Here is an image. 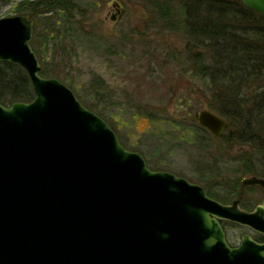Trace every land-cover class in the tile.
Segmentation results:
<instances>
[{
    "label": "water",
    "instance_id": "obj_1",
    "mask_svg": "<svg viewBox=\"0 0 264 264\" xmlns=\"http://www.w3.org/2000/svg\"><path fill=\"white\" fill-rule=\"evenodd\" d=\"M242 2L264 16V0ZM33 25L29 15L0 19V62L20 66L34 92L0 104V264H264V242L242 236L231 247L219 224L264 237V202L250 212L223 206L148 169L69 88L40 76ZM196 120L216 138L227 127L208 110ZM242 185L264 188V179Z\"/></svg>",
    "mask_w": 264,
    "mask_h": 264
},
{
    "label": "rangeland",
    "instance_id": "obj_2",
    "mask_svg": "<svg viewBox=\"0 0 264 264\" xmlns=\"http://www.w3.org/2000/svg\"><path fill=\"white\" fill-rule=\"evenodd\" d=\"M22 1L36 0H0V19L33 18L29 44L43 65L56 72L51 78L81 104H92L93 113L107 122L125 149L143 157L148 169L203 186L223 202L251 196L240 207L254 208L264 198L259 187L241 185L251 177L243 172V152L264 173L260 146L238 151L202 130L196 120L200 110L220 116L207 107L209 85L188 71L184 37L151 22L142 0H78L81 11L69 22L55 13L17 14L15 7ZM226 229L235 244L242 234L249 235L240 228Z\"/></svg>",
    "mask_w": 264,
    "mask_h": 264
},
{
    "label": "trees",
    "instance_id": "obj_3",
    "mask_svg": "<svg viewBox=\"0 0 264 264\" xmlns=\"http://www.w3.org/2000/svg\"><path fill=\"white\" fill-rule=\"evenodd\" d=\"M142 1L148 6L151 22L184 37L188 71L209 85L207 107L225 120L227 127L223 132L228 134L222 132L220 138L212 136L233 144L238 151L258 144L264 164V16L245 7L242 0ZM77 4L78 0L22 1L15 12L35 17L55 13L69 22L81 11ZM33 52L38 59V51ZM38 60L40 76L56 75L43 65L41 57ZM94 84L98 91L97 81ZM33 98L26 72L17 64L0 62V104L10 106ZM82 104L94 111L92 104ZM202 130L208 133L203 127ZM241 156L243 172L264 179V173L252 166L248 154L243 152ZM227 236L231 241L228 233Z\"/></svg>",
    "mask_w": 264,
    "mask_h": 264
},
{
    "label": "flooded vegetation",
    "instance_id": "obj_4",
    "mask_svg": "<svg viewBox=\"0 0 264 264\" xmlns=\"http://www.w3.org/2000/svg\"><path fill=\"white\" fill-rule=\"evenodd\" d=\"M255 176V175H254ZM254 176H251V177H254ZM257 177V176H256ZM249 178V177H248ZM259 178V177H258ZM261 179H263V178H261ZM191 183V182H190ZM192 184H194V183H192ZM197 185V184H196ZM241 185H242V180H241ZM243 186V185H242ZM244 186H246V185H244ZM201 187V186H200ZM247 187H252V188H255V187H259L260 189L259 190H262V191H264V188H262V187H260V186H247ZM201 188H204L203 186L201 187ZM204 190H205V194H206V196L208 197V198H210V199H214L215 201H217L218 203H220L221 205H232L235 201L237 202V207H239V209H241L242 211H247V212H250V211H253V210H255V208H256V206L257 205H261V203L262 202H264V198H262V199H258L259 201H257L258 203H256V205H255V207L253 208H244V207H240V201H242L243 203H244V201L245 200H251V196H243V198L241 199H233V200H230V201H221V200H219V199H217V198H215L214 196H212L207 190H206V188H204ZM255 200H256V198H255ZM242 206V205H241ZM219 224H220V226H221V228L224 230V233H225V239H227V233H228V231H227V229H225L227 226H225V225H229V227H235V228H240V229H242V230H246V232L248 231L249 232V235L247 234H242L241 236H240V241H238L237 242V244H235V243H232L231 241H229L228 239H227V242H228V244H229V246H231V247H237V245L241 242V240H242V236H249V238H251V239H253L255 242H259V243H262V242H264V237L263 236H261L260 234H256V233H254L251 229H249V228H245V227H242V226H240V225H237V224H233V223H231V222H228V221H219Z\"/></svg>",
    "mask_w": 264,
    "mask_h": 264
}]
</instances>
